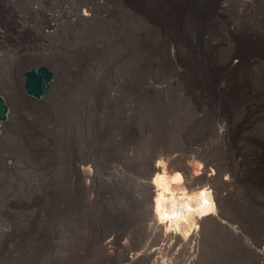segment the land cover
Masks as SVG:
<instances>
[{"label":"rangeland","instance_id":"1","mask_svg":"<svg viewBox=\"0 0 264 264\" xmlns=\"http://www.w3.org/2000/svg\"><path fill=\"white\" fill-rule=\"evenodd\" d=\"M0 50V264H264V109L242 105L264 93V0H0ZM40 67L35 98L24 73ZM189 156L226 200L177 239L152 229L147 184Z\"/></svg>","mask_w":264,"mask_h":264},{"label":"bare ground","instance_id":"2","mask_svg":"<svg viewBox=\"0 0 264 264\" xmlns=\"http://www.w3.org/2000/svg\"><path fill=\"white\" fill-rule=\"evenodd\" d=\"M248 3L251 2L248 1ZM77 15L82 16V18H84L83 20L85 21L89 20V18L93 16L90 8L88 11L83 10ZM54 28H57V26H55ZM0 54L3 55L1 50H0ZM163 88L164 87H161L160 89ZM88 91L89 90H86L85 92L87 93ZM261 94L264 93L257 92L255 94H252L249 99L243 101L242 105L245 109L248 110L250 119H254L255 118L254 114L264 109V106L259 100ZM255 96H257V99H253V97ZM232 99L236 102L240 101L238 100V96L236 95H233ZM227 111L228 114L225 116V118L229 121V126L230 124L232 126L235 124L236 126L243 125L245 128L248 127L249 122L248 121L246 122L245 117L238 119L240 115L243 114V111L240 108V106H238L235 103H232L230 106H228ZM195 124H196L195 122L191 123V127H194ZM222 128L220 129L221 130L220 132L223 131ZM59 143H60V139L58 141V144ZM75 150L76 147L73 148V152H75ZM78 152H84L85 157L80 158V161H78V163L76 164V168L81 174V176L84 178L85 184L87 186H92L94 184L95 174L97 172V166L95 162L91 159L90 152L84 151L82 149L78 150ZM197 157L189 156V158L184 159V165L182 168H180L179 166H175L173 159L166 160L167 167L161 166V163L160 164L157 163V165L152 166L148 178L150 179V181L147 185L149 187V191L151 195L150 213L152 216V221L154 223L151 226L154 231L166 230L168 232L170 231V229H172L171 227H174L173 234L175 236L173 237L179 239L180 236L178 232H180L181 229L188 228L189 230L192 229L193 226H197V224H201L200 221L201 215L211 213L213 214V216H215L214 218H219L218 216L222 215L223 204L226 200L223 186L215 188V187H208V185L216 179L224 180L223 174L219 172L218 168L215 165H213L211 162L204 160L202 161L201 164L198 165L202 166L200 172H203L202 179L206 181L203 184H196L195 182L199 181V178H197L196 176L197 174L195 171H193V169H191V166L194 164V159H196ZM58 165L59 163H57V166ZM179 169L186 171L184 177L182 176L181 173H177L173 177L168 176V173L172 174ZM153 178L154 181H152ZM151 181L153 182V184H151ZM173 186H175L176 188H181L183 193L180 195H176L177 193L173 192L172 190ZM211 189L213 191H211ZM176 196H179L182 199L183 198L184 199L177 200ZM178 203L180 204L182 203L183 205V208H181L182 210L178 209ZM260 246L264 248V238L261 240ZM261 251H262L261 253L264 256V249ZM130 258L134 259L135 257L134 258L130 257ZM121 259L122 257H120L119 260ZM129 260L127 259V261ZM119 262L120 261H118V264ZM27 263H28L27 259L22 262V264H27ZM130 264H134V262H132L131 260Z\"/></svg>","mask_w":264,"mask_h":264},{"label":"water","instance_id":"3","mask_svg":"<svg viewBox=\"0 0 264 264\" xmlns=\"http://www.w3.org/2000/svg\"><path fill=\"white\" fill-rule=\"evenodd\" d=\"M52 74L44 67L24 73V90L27 95L35 98L42 97L46 91ZM8 108L0 95V125L6 119Z\"/></svg>","mask_w":264,"mask_h":264}]
</instances>
